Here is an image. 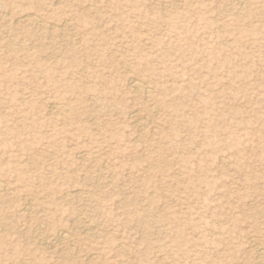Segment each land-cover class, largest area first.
<instances>
[{
	"label": "rangeland",
	"instance_id": "rangeland-1",
	"mask_svg": "<svg viewBox=\"0 0 264 264\" xmlns=\"http://www.w3.org/2000/svg\"><path fill=\"white\" fill-rule=\"evenodd\" d=\"M0 264H264V0H0Z\"/></svg>",
	"mask_w": 264,
	"mask_h": 264
},
{
	"label": "bare ground",
	"instance_id": "bare-ground-1",
	"mask_svg": "<svg viewBox=\"0 0 264 264\" xmlns=\"http://www.w3.org/2000/svg\"><path fill=\"white\" fill-rule=\"evenodd\" d=\"M130 85H131V87L133 88V89H135V90H137V91H139L140 90V84L139 83H137V82H135V81H132L131 83H130ZM66 238V237H65ZM261 254V253H260Z\"/></svg>",
	"mask_w": 264,
	"mask_h": 264
}]
</instances>
